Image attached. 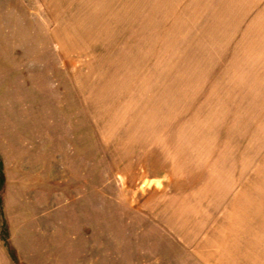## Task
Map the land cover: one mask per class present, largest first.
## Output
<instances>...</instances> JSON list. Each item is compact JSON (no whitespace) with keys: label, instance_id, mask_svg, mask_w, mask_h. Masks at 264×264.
<instances>
[{"label":"rangeland","instance_id":"obj_1","mask_svg":"<svg viewBox=\"0 0 264 264\" xmlns=\"http://www.w3.org/2000/svg\"><path fill=\"white\" fill-rule=\"evenodd\" d=\"M0 155V264H264V0H0Z\"/></svg>","mask_w":264,"mask_h":264},{"label":"trees","instance_id":"obj_2","mask_svg":"<svg viewBox=\"0 0 264 264\" xmlns=\"http://www.w3.org/2000/svg\"><path fill=\"white\" fill-rule=\"evenodd\" d=\"M6 183L5 173H4V162L2 160V157L0 155V191L4 189ZM1 199H0V216L2 215V209H1ZM7 245L9 247V253L11 255V258L13 261L18 262L17 252L13 247H10L9 243L7 242Z\"/></svg>","mask_w":264,"mask_h":264}]
</instances>
